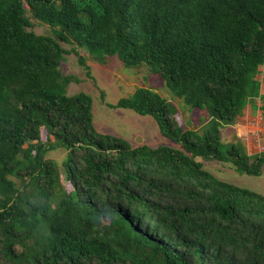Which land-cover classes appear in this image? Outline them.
Wrapping results in <instances>:
<instances>
[{
    "label": "trees",
    "instance_id": "obj_1",
    "mask_svg": "<svg viewBox=\"0 0 264 264\" xmlns=\"http://www.w3.org/2000/svg\"><path fill=\"white\" fill-rule=\"evenodd\" d=\"M79 49L145 66L207 122L184 130L170 102L138 87L106 105L152 117L178 148L98 132L91 99L68 95L60 70L73 54L91 77ZM260 68L264 0H0V264H264V196L202 162L261 175L264 152L221 140L264 99ZM57 147L69 191L45 159Z\"/></svg>",
    "mask_w": 264,
    "mask_h": 264
},
{
    "label": "rangeland",
    "instance_id": "obj_2",
    "mask_svg": "<svg viewBox=\"0 0 264 264\" xmlns=\"http://www.w3.org/2000/svg\"><path fill=\"white\" fill-rule=\"evenodd\" d=\"M31 23L29 31L37 35L55 38L53 30L46 24L34 19H31ZM61 45L65 49L71 47L64 43ZM78 52L89 65L91 77L86 76L85 70L79 66L73 54L63 56L60 70L64 76H73L65 89L68 95L83 93L91 99L92 122L98 132L123 138L133 146L145 144L150 147L166 145L178 148L177 145L160 134L152 117L138 115L129 109L109 108L106 105L114 104L119 99L129 96L138 87L151 89L170 102L176 109L175 118L184 130H199L207 122L208 117L205 111L190 109L181 99L171 94L164 80L149 74L145 66L126 68L117 57H107L104 63H99L86 50L79 49ZM261 70L262 68L256 78L261 84L260 95L264 98V74ZM248 104L250 106L245 108L234 125L221 129V140L224 144L238 140L244 145L248 155H255L258 152V148L252 140L255 128L249 126L246 119L262 118L261 107L264 104V99H252ZM137 137L140 142L136 141ZM40 138L42 142H46L47 134L43 128H41ZM66 154L65 149L57 147L47 152L45 159L53 161L59 167L61 183L69 191L71 187L65 182L61 167ZM202 162L204 169L219 180L247 188L264 196V167L260 176H249L237 173L231 163Z\"/></svg>",
    "mask_w": 264,
    "mask_h": 264
},
{
    "label": "built area",
    "instance_id": "obj_3",
    "mask_svg": "<svg viewBox=\"0 0 264 264\" xmlns=\"http://www.w3.org/2000/svg\"><path fill=\"white\" fill-rule=\"evenodd\" d=\"M248 120L249 126H252L255 128V131L253 133V142L256 144L258 148V153L264 152V120L263 118H250L246 119Z\"/></svg>",
    "mask_w": 264,
    "mask_h": 264
},
{
    "label": "crops",
    "instance_id": "obj_4",
    "mask_svg": "<svg viewBox=\"0 0 264 264\" xmlns=\"http://www.w3.org/2000/svg\"><path fill=\"white\" fill-rule=\"evenodd\" d=\"M260 86H261V84H260ZM247 106L249 107L250 105L248 104V105H246V107H247ZM246 107H245V108H246ZM245 108H244V110H243V111H245Z\"/></svg>",
    "mask_w": 264,
    "mask_h": 264
},
{
    "label": "water",
    "instance_id": "obj_5",
    "mask_svg": "<svg viewBox=\"0 0 264 264\" xmlns=\"http://www.w3.org/2000/svg\"><path fill=\"white\" fill-rule=\"evenodd\" d=\"M137 142H140V139H139V137H137V140H136Z\"/></svg>",
    "mask_w": 264,
    "mask_h": 264
}]
</instances>
